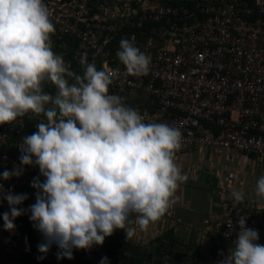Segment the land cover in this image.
I'll use <instances>...</instances> for the list:
<instances>
[{
	"label": "clouds",
	"instance_id": "1",
	"mask_svg": "<svg viewBox=\"0 0 264 264\" xmlns=\"http://www.w3.org/2000/svg\"><path fill=\"white\" fill-rule=\"evenodd\" d=\"M54 31L43 0H0V125L29 114L44 117L35 124L38 131L18 144L20 164L0 173L9 180L23 174L22 166H37L44 177H34L36 201L28 209L18 207L26 193L0 192L10 209L3 213L4 228L13 231L15 219L30 212L43 236L39 252L46 256L56 245L62 260L72 259L74 249L103 245L117 229L127 240L137 227L147 231L175 203L187 176L175 161L180 129L145 122L124 98L109 93L113 73L95 63L82 58L83 74L72 71L53 51ZM117 56L130 75L149 72L151 58L134 41L122 39ZM45 83L54 85L55 94L44 90ZM231 195L237 204L245 200L243 191ZM254 195L264 203V175ZM246 220L239 216L235 247L221 253L218 264H264V244Z\"/></svg>",
	"mask_w": 264,
	"mask_h": 264
},
{
	"label": "built area",
	"instance_id": "2",
	"mask_svg": "<svg viewBox=\"0 0 264 264\" xmlns=\"http://www.w3.org/2000/svg\"><path fill=\"white\" fill-rule=\"evenodd\" d=\"M64 1L43 0L55 40L76 41L71 59L82 71L83 58L113 73L110 94L124 102L146 96L148 105L138 109L145 122L166 123L182 132L176 155L204 146L264 159V0H187L191 5L174 0H95L120 10L117 21L91 17L94 0H73L61 9ZM147 24L160 26L148 31L145 40L135 33L130 40L151 58L149 72L133 76L116 62L119 43L127 31ZM30 115L0 125V149L19 150ZM20 156L0 154V173L13 170ZM22 167L19 177H0V192L26 193L28 199L18 206L23 208L36 201L34 177H44L37 166ZM215 208L209 220L213 236L225 240L221 253L227 255L235 247L239 216H247V227L257 230L258 243L264 244V212L255 214L228 202ZM1 210H10L6 200L0 202ZM87 251L93 256L105 253L98 245ZM221 253L219 261L224 259Z\"/></svg>",
	"mask_w": 264,
	"mask_h": 264
},
{
	"label": "crops",
	"instance_id": "3",
	"mask_svg": "<svg viewBox=\"0 0 264 264\" xmlns=\"http://www.w3.org/2000/svg\"><path fill=\"white\" fill-rule=\"evenodd\" d=\"M72 1L65 0L60 8H67ZM91 17L97 20L117 21L121 13L117 8L105 7L94 0ZM54 35L55 31L51 34L53 51L63 56L66 65L72 71L82 75V69L71 59L76 41L68 38L56 45ZM44 90L51 94H55L56 91L54 85L50 83H45ZM146 99V96L127 98L124 103L138 110L148 105ZM43 120V116L29 117L32 129L36 131L38 129L35 124ZM175 161L182 173L187 176V180L177 189L175 203L160 220L151 224L147 231H141L137 227L136 235L128 241L142 245L165 237L169 233L176 240L175 248L181 255L177 264H218L224 246L223 241L212 234L209 215L222 202L242 206L255 214L264 212V203L254 195L256 181L264 175V159L233 150L203 146L176 155ZM234 190L245 193L244 202L239 204L234 202L231 195ZM34 203V200L30 201L23 208L28 209ZM4 212L6 211H0V264H32L26 255L27 235L35 239L41 233L32 227L30 212L15 219L16 228L13 231L4 228ZM116 235L126 238L125 231L117 229L105 240H110ZM37 240L40 241L39 237ZM32 257L31 254L29 259Z\"/></svg>",
	"mask_w": 264,
	"mask_h": 264
},
{
	"label": "trees",
	"instance_id": "4",
	"mask_svg": "<svg viewBox=\"0 0 264 264\" xmlns=\"http://www.w3.org/2000/svg\"><path fill=\"white\" fill-rule=\"evenodd\" d=\"M174 2L178 4L180 3L190 4L187 0H174ZM159 26L160 25L158 24H147L141 30H135L132 32L127 31L123 39H130L131 34L135 33L137 34L140 40H145L146 38H148V35H146V33H148V31L152 30L153 28L157 29ZM53 38L55 39V35ZM70 39L71 41L72 40L75 41L73 38ZM119 39L114 40V42L112 43V47H115L117 45ZM58 42H62V41H58V40L54 41L56 45L58 44ZM135 46H137L140 49L138 45L135 44ZM116 62L121 63L119 59H117ZM34 132H36V130L32 129V125L28 120V125L24 132V136L31 135ZM4 152H8L11 154H16V153L21 154L20 150L14 147L1 148L0 154ZM2 211L4 210H1V212ZM166 235H167L165 236L166 238L160 237L156 240V242H159V246L153 250L149 249L146 246H142L140 244L131 243L128 240H126V238L122 235H116L110 240L107 241L105 240L103 245H98L102 247L103 250L105 251L103 255L93 256L87 250L74 249L72 259H68V258L62 260L57 259L56 261H58V264H100L102 258L107 257L108 264H165L166 261H169L172 264H177L181 255L178 254L175 248L176 240L169 233H167ZM217 238L223 241V245L225 244V240L223 238L221 237H217ZM43 262L44 261L42 260L41 263ZM47 263L54 264V261L49 259L47 260Z\"/></svg>",
	"mask_w": 264,
	"mask_h": 264
},
{
	"label": "rangeland",
	"instance_id": "5",
	"mask_svg": "<svg viewBox=\"0 0 264 264\" xmlns=\"http://www.w3.org/2000/svg\"><path fill=\"white\" fill-rule=\"evenodd\" d=\"M27 236L28 237H27L26 242H25L26 255H27V257L30 258L31 254H32L33 257L31 258V260L28 258V260L31 261L32 264H48L47 260H49V259L53 260L54 264H58V261H56L57 260L56 253L58 251V248H57L56 245H53L51 247L50 251L45 256L44 254H42L38 250V245L43 241V236L41 234H39V235L36 236L35 239L33 237H31V236L29 237V234ZM37 237H39L41 242L39 240H37ZM142 246H146L149 249L153 250V249H155L156 247L159 246V242H156V240H152V241H150V242H148L146 244H142ZM163 246H166V245H163ZM163 251H164V249H163ZM42 256L44 258H42V259L38 258V257H42ZM64 259H66V258H64ZM42 260L44 261L43 263H41ZM168 262L169 261H166L165 264H172L171 262H169V263Z\"/></svg>",
	"mask_w": 264,
	"mask_h": 264
}]
</instances>
